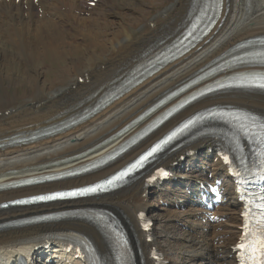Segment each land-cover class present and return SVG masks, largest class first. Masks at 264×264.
Returning <instances> with one entry per match:
<instances>
[{
	"label": "bare ground",
	"instance_id": "6f19581e",
	"mask_svg": "<svg viewBox=\"0 0 264 264\" xmlns=\"http://www.w3.org/2000/svg\"><path fill=\"white\" fill-rule=\"evenodd\" d=\"M149 1L150 5H161L163 10L148 17L144 10L118 11L114 0H99L92 7L79 0H38L37 4L31 0L19 3L0 0V201L98 181L125 165L181 120L213 104H237L264 114V94L228 92L204 97L148 133L114 161L67 177L105 161L169 111L203 91L237 76L264 75V69L233 66L206 75L158 102L199 75L201 69L216 64L240 42L264 35V0H220L216 21L194 45L144 72L138 82L123 85L122 78L153 58L162 44L172 41L187 27L199 2ZM100 47L102 50H97ZM50 52L57 58L68 59V79L56 88L45 81L46 70L39 61ZM77 53L83 54L81 61L73 57ZM34 60L38 66L31 63ZM8 70L19 72L29 93L18 97L4 88ZM112 88H117L116 92L105 100ZM97 104L95 110L73 124H61ZM50 126L55 129L39 135ZM34 134L37 137L31 138ZM215 142V135H205L167 154L161 164L172 169L176 180L164 182L158 189L147 188L144 174L111 194L36 206L52 205L47 211L27 208V214L22 215L70 209L78 212L77 216L27 227L21 234L0 237V264H14L22 255L28 263H37L41 252L34 250V245L40 243L36 241L42 233H56L67 241L76 239L85 244L90 241L103 248L96 228L78 216L90 208L118 211L137 248L136 264H152L150 249L159 246L160 236L152 234L151 245L146 242L137 213L145 211L153 217L166 212L161 202L174 207L171 216L163 218L180 221L187 227L188 231L179 237L180 245L190 246L184 251L186 262L162 250L167 264H235L233 248L240 204L230 184L224 186L226 201L219 207V216L226 218L225 223L204 220L194 198L206 173L213 177L224 174L215 152H208ZM201 158L207 164L205 168L198 164ZM25 182L34 183L24 185ZM155 192L158 199L153 200ZM179 199L183 200L182 205ZM176 206L183 210L177 211ZM168 225L164 226L166 234H170ZM19 242L32 244L12 247Z\"/></svg>",
	"mask_w": 264,
	"mask_h": 264
},
{
	"label": "rangeland",
	"instance_id": "374dc122",
	"mask_svg": "<svg viewBox=\"0 0 264 264\" xmlns=\"http://www.w3.org/2000/svg\"><path fill=\"white\" fill-rule=\"evenodd\" d=\"M149 0H114V6L115 8L119 10H123L125 12H129L132 10V8L137 9V10H144L148 12L147 14L149 15L148 17H152L158 10L162 11L163 8L162 6L157 4V5H150ZM118 6V7H117ZM124 8V9H123ZM97 50L101 51L102 48H98ZM57 55H54V52H50L47 55L46 59L39 60L40 64L44 66V79L47 81L53 88L58 87L61 82H66L68 79L67 77L69 76V71H68V59L64 56L57 58ZM74 58H76L78 61H81L83 54L82 53H77L73 55ZM31 63L34 66H38V62L36 60L31 61ZM19 74L18 71L15 70H8L6 73V79H5V89L9 91L10 93H16L18 97L23 96L25 93H29V89L26 86V83L24 82L22 76ZM12 79V80H11ZM11 83V84H10ZM25 83V84H24ZM25 89V90H24ZM1 90V87H0ZM154 200V199H153ZM162 207V206H161ZM52 205H50L48 208H42L40 207H33L29 211H47L51 210ZM28 209H18L11 211L10 215L3 214L1 217H6V216H13V215H18V214H27ZM172 212L167 214V211H161L157 215H153V220L155 222V232L157 235L160 236V247L161 250H164L166 253H172V258L175 256L177 259L185 261L186 262V257L187 253L186 249H190L189 243L185 244V247H182L180 244L182 243V239H180V235L184 232L181 233L178 224H173V220L171 219H166L168 225L167 230L169 229L170 234H166L164 227L162 226L163 220L162 218L164 216L169 217L171 216ZM1 215V214H0ZM224 222V221H223ZM222 222V223H223ZM226 222V221H225ZM224 222V223H225ZM157 229V230H156ZM185 231H188L186 229ZM191 232V231H190ZM178 238V239H177ZM185 249V250H184Z\"/></svg>",
	"mask_w": 264,
	"mask_h": 264
},
{
	"label": "snow or ice",
	"instance_id": "6c2138e0",
	"mask_svg": "<svg viewBox=\"0 0 264 264\" xmlns=\"http://www.w3.org/2000/svg\"><path fill=\"white\" fill-rule=\"evenodd\" d=\"M262 86H264V85H262ZM227 159L228 158L225 157L226 161H227ZM109 183H112V182L109 181ZM100 187L101 186L98 185L96 187L81 189V190H78L75 192H70V193H56L53 196H49V197L41 196V197H37L36 199H40V200L55 199L57 197H63V196L83 195L85 193L95 192ZM259 207L262 209L261 219H262V221H264V204H261ZM239 247L241 249L249 250L253 254V259H255V253L257 251L264 250V239H260L258 237H255L253 232L251 231V229L246 226L245 235L243 237V242L239 245ZM255 264H264V262L256 260Z\"/></svg>",
	"mask_w": 264,
	"mask_h": 264
},
{
	"label": "water",
	"instance_id": "95a60500",
	"mask_svg": "<svg viewBox=\"0 0 264 264\" xmlns=\"http://www.w3.org/2000/svg\"><path fill=\"white\" fill-rule=\"evenodd\" d=\"M3 206L0 205V209L2 208ZM13 222H3V223H0V235H3L5 234L6 230L9 229L10 227H13Z\"/></svg>",
	"mask_w": 264,
	"mask_h": 264
}]
</instances>
